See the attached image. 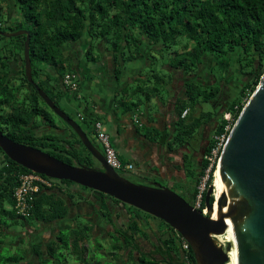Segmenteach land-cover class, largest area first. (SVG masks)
I'll return each instance as SVG.
<instances>
[{
	"label": "trees",
	"instance_id": "obj_1",
	"mask_svg": "<svg viewBox=\"0 0 264 264\" xmlns=\"http://www.w3.org/2000/svg\"><path fill=\"white\" fill-rule=\"evenodd\" d=\"M3 4L8 6L6 0H0L1 30L29 31V56L34 74H37L35 70L38 66L50 68L60 76L59 80L67 72H76L70 53L79 44L85 47L84 58L93 61L95 66L102 63L104 56L101 50L106 54L111 63H105L103 68L113 69L118 84H121L127 65H137L141 74L135 82L129 83V87L122 86L116 109L133 110L154 96L161 104H167L170 98H174V132L165 141L170 150L192 148L193 141L201 135L203 128L210 126L212 136L204 153L210 151L214 147L213 135H229L224 114L231 113L230 127H233L264 73V0H14L19 9V18L15 23H9V13L6 19L1 17ZM157 58L164 61L166 74L162 77L153 70L147 74V68ZM214 70H217L219 80L213 75ZM0 78V100L10 107L7 114L1 115V121L8 122L13 132L4 134L6 137L42 150L69 165L92 166L88 155L79 150L78 145L74 146L80 142L77 143L73 133L63 139L54 133L35 135L32 129L43 124L41 119L37 121L40 116L56 128L49 112L42 109L40 103H43L35 92L21 99L20 88H11L4 74ZM50 80L57 82L51 74H44L40 87L57 105L58 99L46 85ZM235 81L240 84L238 92L226 99L223 87H232ZM205 104H209L212 110L205 111ZM77 121L93 142L90 125L96 120L83 118ZM137 129L149 141L158 134L156 129L141 124ZM204 167L203 156L198 171L194 164L187 167L189 182L185 191L191 184L192 201ZM215 170L216 165L213 173ZM30 172L11 161L0 148V264H22L20 261L26 255L18 248L12 251L13 244L4 242L8 226L19 222L26 226L29 219L37 223L63 222L69 213L68 201L73 202L74 195L81 198L77 191L71 190L72 182L42 175L52 181L53 187L39 191L30 216L19 218L12 211V193L19 184V176ZM213 173L209 185L213 182ZM59 185L65 186L66 190L63 191ZM111 199L116 204L121 203ZM122 205L125 211L133 212L129 213L127 225L117 228L110 221L106 224L113 229L108 233L109 246L123 252L127 264H184L179 234L159 220L161 223L158 226L167 227L176 234L162 237L158 227L154 231L156 225L151 219L155 217L132 206ZM140 220L150 222L146 229H143ZM91 238L92 225L89 223L60 230L58 241L48 243V254L57 264L59 257L56 251L60 243L76 256L77 261L87 264L83 245ZM142 243L148 246L144 247ZM101 248L102 245H97L95 251ZM33 249L38 264L51 262L44 257L41 244L33 245ZM115 256L118 258L117 254ZM188 257L190 264H195L192 251ZM96 264H99L98 260Z\"/></svg>",
	"mask_w": 264,
	"mask_h": 264
},
{
	"label": "water",
	"instance_id": "obj_2",
	"mask_svg": "<svg viewBox=\"0 0 264 264\" xmlns=\"http://www.w3.org/2000/svg\"><path fill=\"white\" fill-rule=\"evenodd\" d=\"M25 36L24 75L46 106L71 130L99 168L69 165L48 153L16 143L0 131V148L16 164L56 180H68L107 195L167 224L191 248L195 264H264V73L236 119L220 153L217 218L213 219V184L204 197L207 216L169 187L154 181L137 184L121 176L94 146L85 129L41 90L32 79L27 30L0 36ZM64 90V89H62ZM80 104V99L77 98ZM86 106V102H82ZM87 107V106H86ZM92 121V120H89ZM85 128V127H84ZM92 131V125H90ZM217 168V165H216ZM224 236L223 247L215 240Z\"/></svg>",
	"mask_w": 264,
	"mask_h": 264
},
{
	"label": "crops",
	"instance_id": "obj_3",
	"mask_svg": "<svg viewBox=\"0 0 264 264\" xmlns=\"http://www.w3.org/2000/svg\"><path fill=\"white\" fill-rule=\"evenodd\" d=\"M77 47H79V50ZM101 52L104 56L102 63L95 66L93 61L84 58V46L81 44L74 46L73 51L70 53V57L73 60V68L79 76V87L77 91L70 92L68 88H64L62 85H60V87L57 86L61 91L66 89L67 92L70 93V98H68L69 102L66 100L64 103L62 102V97L54 93L58 97L59 103L61 102L62 105H66L68 109L72 107L71 111L72 113L74 112V117L76 119L87 118L92 121L101 120L103 123L107 122L111 131V144H113L112 146L117 156L121 159V153L127 152L133 159L138 157L139 163L137 169L140 171V175L133 176L135 179L145 181L146 183L161 179L164 181V184L170 187L179 184L184 188L188 185L187 167L194 164L192 148H185V150H182V148H175L170 150L166 147L165 143L166 139H170L174 132V121L176 118L173 111L174 98H170L167 104H161L157 102L156 99L153 102V100L150 99V101H145L144 106L142 104L138 106L139 108L136 107L133 110L122 111L116 109L117 100L120 96L119 93H122V86L129 87V83L135 82L139 78L141 72L137 70V65H127L126 69L123 71L121 84H118L113 76V69L108 67L104 70L103 65L105 63H111V60L102 50ZM52 76H54V74H52ZM129 89H131V87ZM85 96L89 98V101H85L87 107L82 105L81 102L82 97ZM77 98L80 99V104ZM166 117L169 125H164V127L161 128V125H159L160 120H165ZM140 124L145 127L156 129L158 134L155 136V139L149 141L144 133L137 129ZM85 128L88 127L85 126ZM69 134L70 133H68L67 136ZM168 135L169 137H167ZM58 137L61 139L65 138L62 136ZM77 148L83 151L81 147ZM184 155L186 157H184ZM132 163L136 167V162L134 161ZM155 169H157V171H155ZM59 186L63 191L66 190L65 186ZM73 190L77 191L76 189ZM182 191H184V189H182ZM79 193L81 194L80 200L83 198L82 195L90 196V194L86 192L79 191ZM86 199L87 198L83 199L86 201V207H84L85 211H80L78 215H73L75 224H77L78 216H86V222L91 225L93 224L90 210L92 201ZM76 200H78V198L73 199V202H76ZM89 215L91 218H89ZM141 226L143 229L147 228L146 225L144 226V223ZM157 227L160 229L162 237L170 234L176 235L174 232H171L169 228L167 229V227H160L158 225L153 227L154 231ZM166 232H169V234Z\"/></svg>",
	"mask_w": 264,
	"mask_h": 264
},
{
	"label": "rangeland",
	"instance_id": "obj_4",
	"mask_svg": "<svg viewBox=\"0 0 264 264\" xmlns=\"http://www.w3.org/2000/svg\"><path fill=\"white\" fill-rule=\"evenodd\" d=\"M7 1V5L3 4V6H1L3 9V11L1 12V17H3V19H6L7 14L9 13L8 21L9 23H15L16 20H18L19 16L17 15V13L19 12L18 6H15L14 4V0H6ZM3 45H5V48H0V54H2V52H6L8 49L10 50H16L21 54V48L19 47H15L14 45V41L11 39H4L1 42ZM77 49L79 50V47H77ZM94 54L95 56L97 55V49L94 50ZM92 55H93V51H92ZM157 61H153V65H151L149 68H147V74L149 71H154L156 72L158 75H160L162 77V74H166V70L165 68H163L164 64L162 63L163 60L160 59H156ZM164 62V61H163ZM155 69V70H154ZM47 71L49 72V74H53L52 70L49 68V70L47 69ZM67 73H74L75 77H76V82L78 83L79 81V76L76 72H67ZM35 75V74H34ZM213 75H215L218 80L220 78V76L218 75L217 70L213 71ZM40 77H44V72L40 71L39 73ZM53 77V76H52ZM205 77H207L205 75ZM236 78H238V73H236ZM151 80H154V77H150ZM35 80L39 81L38 75L35 76ZM56 83V84H55ZM57 82H54L53 80H50L47 82V86L50 87V90L52 91V89H55L56 91L53 92L59 96L62 97V102L64 103V101H68L70 98V93L67 92V90L65 89L64 91H61L58 87H57ZM79 84V83H78ZM79 87V85H78ZM240 87L239 82L233 83L232 87H228V86H224L223 87V93L225 95H223L226 99H230V95H233L235 93L238 92V89ZM65 88V87H64ZM70 92H72L70 90ZM153 100V102L155 101V96L151 98ZM89 101L88 97H82V101L81 102H85V101ZM59 107L61 108V110H63L66 114L71 115L74 118V112L72 113L71 109L72 107H70L69 109L67 108V106L65 107L64 105L61 104V102L59 103V101L57 100ZM69 102V101H68ZM145 105V103H143V106ZM151 107V105H150ZM139 108V107H138ZM144 108V107H143ZM122 110V109H119ZM204 110L205 111H210L212 110L211 106L209 104H205L204 105ZM47 111H49V114L51 116V118L53 119V122L55 123L56 126L61 127L63 129V133L58 134V136H62L65 137L67 136V131L71 130L63 123V121H61L55 114L52 113V111L50 109H48ZM101 118V117H100ZM101 121V120H100ZM105 123V124H104ZM104 126L106 128V131L108 133V135L110 136V141H111V134H110V129H109V124L107 122H104ZM159 125H161V128L164 127V125H169V122L167 120V117L165 118V120H160ZM136 126V124H135ZM108 129V130H107ZM210 136H212V132H211V127L210 126H205L203 128V130L201 131V135L199 137L196 138V140L193 141V147H192V155L194 158V165H195V169L198 171L200 163H201V159L204 153V148L207 144L208 139L210 138ZM79 140H77L78 143ZM73 142V141H71ZM112 143V141H111ZM78 145L77 147H81V149L87 153V151L83 148V146L81 144H75L74 146ZM113 145V144H112ZM157 149V147H156ZM159 150V149H158ZM157 150V152H158ZM182 150H185V148H182ZM88 154V153H87ZM92 158V157H91ZM120 159V158H119ZM121 159L125 162H136V167L135 165H133V169L131 171L128 172V174L125 175V177L128 179L130 176H139L140 175V171L137 169L138 168V157H135L134 159L127 153V152H122L121 153ZM120 159V160H121ZM121 160V161H122ZM92 161H95L92 158ZM155 171H157V169H155ZM124 176V175H123ZM189 177V176H188ZM131 178V177H130ZM140 181V180H139ZM161 179H159L157 182L161 183ZM189 182V179H187V183ZM162 184H164V181H162ZM71 188L72 189H76L77 193L80 192H86V193H92L93 190L91 189H87L84 187H81L77 184H71ZM166 185V184H164ZM187 186V185H186ZM182 188L179 184H176V186L174 187H170L173 191H175L176 193H180L181 196L185 199L186 196L188 197V199H190L191 205L193 203L192 201V196H191V192L193 187L190 184V188L188 191H185V188ZM182 189H184V196L182 195ZM80 194V193H79ZM179 194V195H180ZM81 195V194H80ZM78 196L74 195V199H76ZM77 213L78 210H76V212L70 213L68 217L65 219V221L63 222H52V223H37L34 220H27L26 221V226H24V224L22 223H17V224H13L11 226L7 227V235L6 237H4V242L5 243H12V251L16 250L15 248H18V250L20 251H25V249L28 247V244L30 246V244H34V243H38L41 245H45L46 242L51 239L52 237V233L53 232H59L60 230H68L70 228L76 227L77 225L79 227L84 226L85 224H87L88 222H86L82 216H78L77 217V224H75L74 219H73V215H78ZM131 214V213H130ZM138 214V213H137ZM141 216H143V214L139 213ZM124 221L125 223L127 222V219H120L119 221H117L118 223L121 224V222ZM151 222L154 223L156 226L161 223L159 221V219H151ZM117 224V223H116ZM119 226V224H117ZM102 224L101 222L98 223L97 227H93L92 224V238L91 240L88 242V244H93V251L90 249L88 255L85 256V261L89 264H96V260L99 261V264H113L116 263L117 264H127V257H124L125 255H122L123 252L120 251H116L112 249V246H109L108 242H110V238L107 237V235L105 234V230H103V228L101 227ZM108 230L111 231V227L107 226ZM168 229V228H167ZM167 234H169V232H166ZM94 235V236H93ZM168 236V235H166ZM165 236V237H166ZM219 242L222 243L223 245H226L225 242H223V240L220 238ZM217 239V240H218ZM49 242V241H48ZM97 245H102L103 248H101L100 250H96V246ZM142 246L147 247L148 245L146 243H142ZM30 248V247H29ZM89 248V246H88ZM44 251V250H43ZM45 254V251H44ZM93 254V257H91ZM115 254H117L118 258L115 256ZM58 256V255H57ZM64 258L66 260L70 259V256L65 254ZM95 261H94V260ZM93 260V262H92ZM48 264H51V262H49ZM67 264H75L74 262H69Z\"/></svg>",
	"mask_w": 264,
	"mask_h": 264
},
{
	"label": "flooded vegetation",
	"instance_id": "obj_5",
	"mask_svg": "<svg viewBox=\"0 0 264 264\" xmlns=\"http://www.w3.org/2000/svg\"><path fill=\"white\" fill-rule=\"evenodd\" d=\"M2 28H3V26H2V24H0V31H2V32H8V31L1 30ZM20 30H26V29H20ZM16 31H18V30H16ZM13 32H15V31H13ZM4 39H11V40H13L15 47L21 48V46H22V50H21V54L18 51H16V50H10V49H8L6 52H2V54H0V75L4 74L5 81H7V83H9V85H10L11 88H20V91L19 92H21V95H20V98L21 99L23 97H25L26 94L27 95L28 94H32V92H35L36 93V91L33 88V86H31L30 84L27 83V81H25L26 78H25V75H24V58H23V43L25 41V36L22 35V36H18V37H14V38H5V37L0 36V48H5L6 47L5 45H3L1 43L2 40H4ZM31 67H32V65H31ZM47 69L49 70V68H45L44 66H38V67H36L35 72L38 74L39 81H36L35 80V76H37V74L34 75V73H33V67L31 69L32 79L35 82V84L41 90H43V89L40 87V83L44 80V77H40L39 76V73H40V71L44 72V74L49 73L47 71ZM53 74H54V77L57 79V83H58L57 86L60 87V85H61L60 80H59L60 76H58L55 73H53ZM0 80H2V79L0 78ZM47 87H48V89L50 88L49 86H47ZM49 91L53 93L56 90H53L52 89V91H51L49 89ZM36 95H37V93H36ZM53 95H54L55 98H58L54 93H53ZM37 97L43 103V104L40 103L42 109L45 110L46 113L49 112V111H47L49 108L46 106V104L43 102V100L38 95H37ZM57 106L59 107L58 104H57ZM9 109H10V107L8 105H6V104H3L1 102V100H0V131L3 134H12L13 133L11 131V128H10L9 123L8 122L3 123L1 121V115L7 114L9 112ZM40 119L42 120V123L43 124L41 126H39V127H34L32 129V132L35 135H37V136H43V135H46V134H49V133H54L55 135L58 136V134H61V133L64 132L61 127H58V126L55 125L56 128H53L52 126H50L49 123H48V121L43 120L41 118V116L37 118V121H40ZM90 136L93 139L94 146L98 149V151L101 154H103V150L100 147V145L97 142V140L95 139L94 134H93L92 131H90ZM84 154H87V153L84 152ZM87 155H88L89 160H91V165H92L91 167H93L95 169H98L99 166H98L97 162L96 161H92L91 156H89V154H87ZM103 156H104V154H103ZM117 172L121 176L124 175L123 177H125V175L128 174L127 172H123V171H117ZM130 177L128 179L131 180L134 183H137V184H150L151 182L158 181V180H153V181H150V182H147V183L145 181H142V182L140 181L141 183H139V180L138 179H135L132 176H130ZM162 185H164V184H162ZM165 186H167V187L170 188V186H168V185H165ZM183 192L184 191H182V195L184 196V193ZM88 194H90L91 198H90V196L82 195L83 196L82 200L78 199V200H76V202H71L69 200L68 201V203H70V205H69V212L70 213H73V212H76V210H78V212H80V211L81 212L82 211L84 212L85 211V208L84 207H86V201H84L83 199L87 198L86 200H89L90 199L92 201L91 202V208H90V210H91V214H92L93 227H97L98 226V223L101 222V224H102L101 227L103 228V230L106 229L105 230L106 231L105 234L107 235V237H108V233L110 231L107 228V226H109V225L106 224V223H108L109 221L111 223H113V225L116 226L117 228L125 227L127 225L128 218H129V213L133 214V212H127V211H125V209H124V207H123V205L121 203L120 204L114 203L112 201L111 197H109L107 195H105V197H103V196L99 195L96 191H92V193H88ZM185 200L190 203V199H188L187 196H186ZM104 206L106 207L105 209L103 208ZM68 215H69V213H68ZM68 215H67V217H68ZM90 215H89V218H91ZM82 218L86 221V216H82ZM124 218L127 219V222L126 223L124 221H122L121 224L117 222L120 219H124ZM144 221L140 220L141 225L143 223H144V226L147 225V223L150 224V222H147L146 220H144ZM39 223L40 224H43L41 222H39ZM58 223H60V222H58ZM116 223L119 224V226ZM111 230H113V229H111ZM58 233L59 232H56V233L53 232L51 239H49L48 241L49 242L50 241H58ZM48 241L46 242L45 245H42V248L45 251V254H44V251H43V255H44L45 258L51 260V264H55L54 260H52V257L48 254L49 253V250L47 249V245L49 243ZM35 244H38V243H34L32 245L30 244V246L28 244V247L25 249V254H26L25 255V259H23L22 261H20V263L26 264L27 262H34L33 264H38V259H37L38 257L34 253V249H33V245H35ZM58 244H59L60 248L57 249V251H56V254L59 257V261H58L57 264H67L69 262H74L75 264H82L81 262H79V261L76 260V256L74 254H72L71 252H69V250H66L64 247H62V246H64L63 244H60V243H58ZM88 246H89V248H88ZM83 247L86 248L85 249V255H88L90 249L92 251L94 249L93 248V244H88V243L84 244ZM65 254H67V255L70 256V259L69 260H66L64 258V255ZM91 255H92L91 257H93V254H91ZM93 260H92V262H93ZM89 264H91V263H89Z\"/></svg>",
	"mask_w": 264,
	"mask_h": 264
},
{
	"label": "built area",
	"instance_id": "obj_6",
	"mask_svg": "<svg viewBox=\"0 0 264 264\" xmlns=\"http://www.w3.org/2000/svg\"><path fill=\"white\" fill-rule=\"evenodd\" d=\"M60 83L63 87L68 88L71 91L78 90V83L76 82V77L74 73H65L60 79ZM224 120L227 121L226 129L230 130L232 122L231 113L224 114ZM92 132L94 134L95 139L99 143L100 147L103 150L104 157L106 162L116 171L129 172L133 169L132 164L122 162L116 154L111 141L110 136L108 135L106 128L102 121L96 120L92 125ZM228 136L224 134L221 135H213L214 147L211 148L210 151L203 154V161L205 163V167L202 170L201 175L199 176L198 182L195 186V196L193 198L192 206L194 209L199 210L203 216H207V209L202 205L204 193L207 191L209 187V178L213 173L214 165H217L220 153L222 148L226 142ZM214 176V173H213ZM48 178V177H47ZM51 179V178H50ZM19 184L13 190L12 196L14 199V205L12 207V211L19 218H28L31 214V209L33 207V201L35 199V195L44 189L53 187L52 181H49L41 174H37L34 172L21 174L19 176ZM217 241L219 245H223L219 242L218 236L213 237ZM180 248L183 254L184 264H190L189 261V253L191 252V248L189 243L180 237Z\"/></svg>",
	"mask_w": 264,
	"mask_h": 264
},
{
	"label": "bare ground",
	"instance_id": "obj_7",
	"mask_svg": "<svg viewBox=\"0 0 264 264\" xmlns=\"http://www.w3.org/2000/svg\"><path fill=\"white\" fill-rule=\"evenodd\" d=\"M219 166H220V164L217 163V168H216V170L214 172L213 182H212L213 188H214L213 195H212L213 198H214L213 214H212V218L213 219H216L217 218L216 217L217 216V199L219 198V193H218V188H217V182L216 181H217V175H218ZM220 237L223 240V242H225L224 241V236L223 235L222 236H218V238H220ZM229 258H230L229 264H235V261H234L232 255H231V253H229Z\"/></svg>",
	"mask_w": 264,
	"mask_h": 264
}]
</instances>
